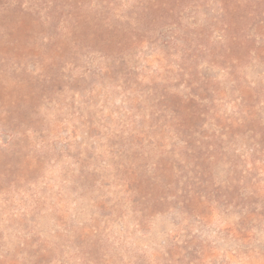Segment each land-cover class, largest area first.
<instances>
[{
    "label": "rangeland",
    "instance_id": "1",
    "mask_svg": "<svg viewBox=\"0 0 264 264\" xmlns=\"http://www.w3.org/2000/svg\"><path fill=\"white\" fill-rule=\"evenodd\" d=\"M0 264H264V0H0Z\"/></svg>",
    "mask_w": 264,
    "mask_h": 264
}]
</instances>
